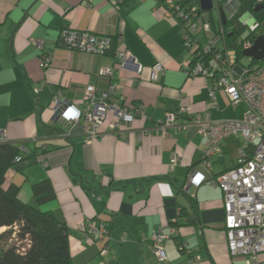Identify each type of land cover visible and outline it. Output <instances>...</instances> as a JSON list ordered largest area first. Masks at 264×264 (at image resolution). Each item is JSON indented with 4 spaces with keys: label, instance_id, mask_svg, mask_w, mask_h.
<instances>
[{
    "label": "crops",
    "instance_id": "0c3cea01",
    "mask_svg": "<svg viewBox=\"0 0 264 264\" xmlns=\"http://www.w3.org/2000/svg\"><path fill=\"white\" fill-rule=\"evenodd\" d=\"M63 29L108 36L111 49L101 56L67 49L59 44ZM115 36L132 57L123 68L114 67ZM182 36L179 22L156 0H0V132L28 156L7 171L5 185L15 184L19 199L35 204L31 186L50 182L55 199L39 208L65 223L70 256L73 247L84 264H158L151 254L158 231L165 236L161 264H245L227 251L221 189L202 183L185 190L190 171L210 180L232 168L244 140L224 139L206 168V141L194 126L161 128L166 113L180 107L212 121L240 120L246 111L244 103L230 104L215 77L186 74L190 55ZM44 55L50 64L41 68ZM156 62L164 70L151 82ZM102 67H113L109 77L98 75ZM87 85L97 93L114 86L111 100L133 116L114 126L108 111L88 144L81 133L63 136L52 109L57 91L81 107ZM113 183L122 188L101 191ZM90 222L106 228L104 255V243L88 247L83 238Z\"/></svg>",
    "mask_w": 264,
    "mask_h": 264
},
{
    "label": "built area",
    "instance_id": "2783aa9c",
    "mask_svg": "<svg viewBox=\"0 0 264 264\" xmlns=\"http://www.w3.org/2000/svg\"><path fill=\"white\" fill-rule=\"evenodd\" d=\"M245 1L247 0H213V5L216 7L223 3L225 8L229 9L231 18ZM255 1L257 5L264 4V0ZM121 2L122 0H114L115 4ZM162 6L165 7L168 16L175 18L183 29L182 44L190 55L189 62L182 66L186 74L215 77V87L224 91L231 105L244 103L246 106L245 114L240 120L212 121L208 116H192L188 107H180L176 111L166 113L162 129L174 127L183 130L192 125L205 138L206 149L201 163L206 168L210 158L218 153L224 139L239 135L244 140L232 168L210 180H206L200 172L190 171L185 190L190 191L202 183L219 187L223 193L228 254L230 257L245 258V264H264L258 258V255L264 252V57L259 61L246 58L250 65L245 66L241 63L242 59L238 60L236 49L228 47L225 41L227 30L224 32L220 28L219 32L213 31L210 22L203 20L201 33L208 37L201 43L195 33L194 22L198 15L194 9L185 11L172 0H165ZM245 15L250 16L249 13ZM241 24L247 28V33L238 40L237 46L242 53L252 47L254 37L259 36L258 32L264 36V16L260 22L253 20L249 24L247 22ZM115 43L114 67L123 68L132 57L127 50L120 48L122 43L120 36H115ZM193 43L196 44L195 48ZM59 44L70 50L101 56L111 49V38L88 31L63 29L59 34ZM252 61L255 62L253 65ZM49 64V55L40 58L41 68H46ZM112 70L113 67H102L98 75L109 77ZM163 70L162 64L156 62L150 68L149 80L156 82ZM113 92L114 86L97 93L93 85H87L79 107L68 103L57 91L52 101V109L56 118L65 127L62 135L81 133L85 142L90 143L98 136V129L108 111L115 118L114 126L118 123H131L133 116L111 100ZM209 96L212 98L214 92L211 91ZM135 111L136 114L142 113V106ZM4 137V133L0 132V142H4ZM21 152L24 153L23 150ZM20 160V157L15 158V162ZM106 236V228L101 222L98 224L90 222L85 226L83 238L86 242L101 241ZM124 239L125 235H122L121 241ZM164 239L165 236L160 231L151 236V254L158 263L166 260L162 247ZM179 250H182V247H179ZM102 254H105V250Z\"/></svg>",
    "mask_w": 264,
    "mask_h": 264
},
{
    "label": "trees",
    "instance_id": "16d2710c",
    "mask_svg": "<svg viewBox=\"0 0 264 264\" xmlns=\"http://www.w3.org/2000/svg\"><path fill=\"white\" fill-rule=\"evenodd\" d=\"M164 1L156 0L157 4L160 5H163ZM172 1L185 11L194 9L198 17L202 13L198 0ZM256 6L255 0L242 2L238 10L239 13L232 16L224 25L228 33L225 41L229 48L236 49L238 60L243 59L237 45L239 37L244 31V27L238 23V18L243 13H249L255 21L260 22L264 16V9L254 12ZM258 35H260L259 32ZM254 63L252 61L251 65ZM243 65H250V62L247 60V63ZM23 154L16 145L0 142V229L7 230L1 237L15 233L18 239H26L28 243L25 249H21L16 245L6 248L0 247V264H74L70 256L68 232L65 223L59 220L51 210L43 211L39 208L55 199V193L50 182L43 180L31 186L35 204L21 201L18 197L19 188L15 184L5 185L7 171L16 163L22 162L28 157H23ZM16 157H20L21 160L15 162ZM119 185L120 183H113L110 187L101 191L107 192L116 190L118 187L119 189L122 188V184ZM106 239L107 236L104 240L90 242L104 243L101 252H99L100 255L103 250L107 251ZM177 244L178 247H182V251H185L180 242Z\"/></svg>",
    "mask_w": 264,
    "mask_h": 264
},
{
    "label": "rangeland",
    "instance_id": "374dc122",
    "mask_svg": "<svg viewBox=\"0 0 264 264\" xmlns=\"http://www.w3.org/2000/svg\"><path fill=\"white\" fill-rule=\"evenodd\" d=\"M220 9H223V11H224V13H225V22L223 23V21H222V19H221V17H220ZM229 9H226L225 8V5L222 3V5H216V7L215 6H213V9L210 11V12H203V13H201V15H200V17H198L196 20H195V22H194V24H195V27H196V31H195V33L198 35L197 36V38L199 39V41L201 42V43H203V41H204V39L206 38V37H208V35H204L203 33H201V27H202V23H203V20L204 21H208V22H210V25H211V27H212V30L213 31H218L219 32V29L221 28L224 32L226 31V29H225V27L226 26H224L226 23H227V21L230 19L229 18ZM237 13H239V12H237ZM231 14V13H230ZM236 14V13H235ZM234 14V15H235ZM233 15V16H234ZM221 19V20H220ZM254 19L252 18V16L250 15V16H247V15H245V13H243V15H241L240 16V18H238V23L241 25V26H243L242 24H241V22H247L248 24L251 22V21H253ZM245 26V25H244ZM243 26V27H244ZM247 28L246 27H244V31L241 33V36L240 37H242L243 35H245V33H247ZM217 32V33H218ZM217 33H215V34H217ZM228 33L226 32L225 33V35H227ZM239 37V38H240ZM248 39H249V37H248ZM250 39H251V37H250ZM196 47V44L195 43H193V48H195ZM92 55V54H91ZM247 60L248 59H246V58H243L242 59V61H241V63L242 64H246L247 63ZM241 137V136H240ZM231 138V137H230ZM242 138V137H241ZM243 139V138H242ZM244 142V141H243ZM186 192H188V193H190L188 190H186ZM44 211V210H43ZM7 230L6 229H0V247H2V248H6V247H8V246H11V245H16V246H18L19 248H21V249H25L26 247H27V240L25 239V240H20V239H18V237H17V235L15 234V233H13V234H11V235H8V236H4V237H1V235L3 234V233H5ZM87 245H88V247H95L96 245H97V243H90V242H87ZM73 248V247H72ZM71 248V258H72V261H73V263L74 264H84V261H85V258H84V256L81 258L80 257V255H79V253H77V255H75L76 254V252H74V250ZM94 249H96V248H94ZM95 252L97 253L98 251H97V249L95 250ZM96 253H92V256H94V257H97L98 258V255H96ZM260 255V254H259ZM259 255H258V258H259ZM108 260H110V258H108ZM97 261H99V258H98V260ZM125 261V260H124ZM112 264H117V262H116V260H112Z\"/></svg>",
    "mask_w": 264,
    "mask_h": 264
},
{
    "label": "water",
    "instance_id": "95a60500",
    "mask_svg": "<svg viewBox=\"0 0 264 264\" xmlns=\"http://www.w3.org/2000/svg\"><path fill=\"white\" fill-rule=\"evenodd\" d=\"M200 11L210 12L213 9V0H198ZM264 9V4L257 5L254 8V12ZM220 17L225 22V13L223 9H220ZM241 55L245 58H251L255 61H259L264 57V36L259 35L255 38L254 43L250 49L242 51Z\"/></svg>",
    "mask_w": 264,
    "mask_h": 264
},
{
    "label": "clouds",
    "instance_id": "9594fccd",
    "mask_svg": "<svg viewBox=\"0 0 264 264\" xmlns=\"http://www.w3.org/2000/svg\"><path fill=\"white\" fill-rule=\"evenodd\" d=\"M243 57V56H242ZM245 58V57H244ZM165 253V252H164Z\"/></svg>",
    "mask_w": 264,
    "mask_h": 264
}]
</instances>
